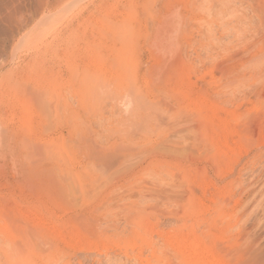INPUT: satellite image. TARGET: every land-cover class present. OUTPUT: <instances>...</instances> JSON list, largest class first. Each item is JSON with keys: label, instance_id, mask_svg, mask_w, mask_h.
Wrapping results in <instances>:
<instances>
[{"label": "rangeland", "instance_id": "1", "mask_svg": "<svg viewBox=\"0 0 264 264\" xmlns=\"http://www.w3.org/2000/svg\"><path fill=\"white\" fill-rule=\"evenodd\" d=\"M15 2L3 71L34 82V146L0 152V264L264 252V0Z\"/></svg>", "mask_w": 264, "mask_h": 264}, {"label": "bare ground", "instance_id": "2", "mask_svg": "<svg viewBox=\"0 0 264 264\" xmlns=\"http://www.w3.org/2000/svg\"><path fill=\"white\" fill-rule=\"evenodd\" d=\"M16 1V0H15ZM14 0H0V100L2 99V97L4 96L5 103L3 105V113L6 116H10L11 119L15 120L16 119V123L19 127V132H22V134H20L21 138L18 139L17 137L14 139L12 138V136L9 134L7 128H6V124L5 121L3 119L4 116L0 115V152H9V154L15 159V160H19L21 158V153L27 149L30 148V146L32 145V147L34 146L33 142H31L29 139L30 137L34 138V119L33 117V110L31 111L30 108L33 105L27 106L24 102L25 100L23 98H30V101L34 100V82H28L27 80V85L30 84V86L28 87L25 84V81H22V79L20 77L17 76V74L15 75L14 73H17L16 71H11L9 72L8 70L5 72L3 71V69L6 67V46L7 43L9 42V40L15 36V34H18L22 28L21 22L20 20L16 19L15 14L16 12L21 9H18L19 7L16 6ZM25 1V0H24ZM27 1V0H26ZM34 3V2H33ZM23 4V3H22ZM18 5V4H17ZM28 5V4H27ZM26 5L25 8H27L28 6ZM33 6L31 7L30 4V9L26 10L30 15V18H34V4H32ZM38 5V9L35 12V15L44 12L46 9H48V5L47 6H39L40 2L37 3ZM18 14H16L17 16ZM21 17L23 15V13L19 14ZM19 17V16H18ZM17 17V18H18ZM24 17V15H23ZM22 17V18H23ZM242 18V17H241ZM240 20V19H239ZM243 20V19H241ZM30 21V20H29ZM25 23V21H24ZM26 24V23H25ZM23 24V25H25ZM257 26V25H256ZM167 27V26H165ZM168 28V27H167ZM255 29V28H254ZM164 31V28H163ZM161 33V32H160ZM168 29L167 32H165V34H168ZM171 33V32H170ZM163 35V34H162ZM239 40V39H238ZM237 45V44H236ZM165 46V45H164ZM249 46V45H248ZM171 45L167 44L166 46V51H168V48L170 49ZM163 50V49H162ZM165 50H163L165 52ZM255 50V49H254ZM264 54V53H263ZM240 58V57H239ZM260 58V57H258ZM176 59V58H175ZM174 59V60H175ZM236 59V58H235ZM243 59V58H242ZM173 60V59H172ZM253 60V59H252ZM251 60V61H252ZM250 61V60H249ZM172 62V61H170ZM255 62V61H254ZM259 63V62H258ZM223 67V66H222ZM5 72V73H3ZM258 97V96H257ZM21 98L23 99V101H21ZM2 101V102H3ZM19 102V103H18ZM225 102V101H224ZM16 103H18L16 105ZM207 103V102H206ZM0 104V105H1ZM205 104V102H204ZM226 104V103H225ZM149 105V104H148ZM156 105V104H155ZM164 106V105H163ZM156 107V106H155ZM165 107V106H164ZM209 108V106H207ZM2 108V107H1ZM0 108V109H1ZM168 109V108H167ZM1 110V112H2ZM157 111V110H156ZM159 111V110H158ZM162 111V110H160ZM169 111V110H168ZM0 112V113H1ZM177 112V111H176ZM2 113V114H3ZM168 113V112H167ZM261 116V115H260ZM16 117V118H15ZM6 118V117H5ZM10 119V118H9ZM8 119V120H9ZM211 119V118H209ZM255 119V118H254ZM258 119V118H257ZM10 121V120H9ZM7 121V123L9 122ZM211 121V120H210ZM214 121V120H213ZM255 123V122H254ZM218 125H220L218 123ZM252 128V127H251ZM245 131V129L243 130ZM254 131V130H253ZM250 132V130L248 131ZM247 131L245 133H248ZM14 133V131H13ZM262 134V133H261ZM249 135V134H248ZM223 138V137H222ZM16 139V140H15ZM18 139V140H17ZM218 139V138H217ZM219 140V139H218ZM33 141V140H32ZM33 143V144H32ZM206 143V142H205ZM207 144V143H206ZM31 147V148H32ZM29 153V150H27ZM34 152V151H33ZM27 153V152H26ZM255 153V152H254ZM2 156V155H0ZM28 156V154H27ZM30 156V153H29ZM6 156H3L1 158H5ZM255 157V155H254ZM252 159V158H251ZM5 160V159H4ZM264 167V166H263ZM250 203V202H249ZM44 212V211H43ZM43 215V214H42ZM56 220V219H55ZM0 221H2L0 219ZM208 223V222H207ZM208 225V224H207ZM206 225V226H207ZM205 226V227H206ZM207 228V227H206ZM205 228V229H206ZM5 229V228H4ZM7 230V229H6ZM208 230V229H207ZM182 232H185L186 234H184L186 237L187 235L190 236V234L192 233V229L189 228H182L181 230L178 231L179 234H181ZM178 235V234H177ZM206 236V235H205ZM205 236H201L202 238H204ZM207 237V236H206ZM221 237V236H220ZM222 238V237H221ZM205 239V238H204ZM210 239H212V237H210ZM223 239V238H222ZM202 240V239H201ZM213 240V239H212ZM220 240V238H219ZM225 240V239H224ZM207 241V240H206ZM217 241V240H216ZM201 241L198 240L195 241V239H189L187 240L186 238L179 240L178 242L175 243L176 247L178 248V252H176L177 259L179 260L180 264H224L222 263L223 261L225 262L224 258H222L223 261H220L219 259V255H215V253L217 252H213V249H208L206 247L203 246V243H199ZM212 242V241H211ZM226 242V241H225ZM169 244H166L168 247L172 246V244L174 245V243L170 244L171 242H167ZM207 243V242H206ZM227 243L230 242H226L225 244L228 246ZM254 243V242H253ZM204 244H205V240H204ZM220 244V243H219ZM224 243H222L221 245H223ZM174 245V247L172 248H176ZM211 245V244H210ZM217 245V244H215ZM248 246V245H246ZM245 246V247H246ZM226 247V246H225ZM244 247V248H245ZM252 247H254V249L256 250V246L254 244H252ZM176 248V249H177ZM228 248V247H227ZM249 248V247H248ZM171 249V248H170ZM225 248H221V250L224 251ZM232 249V248H231ZM260 249H262L260 247ZM173 250V249H172ZM175 250V249H174ZM243 250V249H242ZM253 249H249L246 250V252H242L239 251L240 253H244L242 256V253L240 254V257H244L242 260L243 264H264V252H256ZM259 250V249H258ZM264 249H262L263 251ZM215 251V250H214ZM229 251V250H228ZM228 254H230L229 256H231L233 254V256L238 254L239 257V253H232L228 252ZM261 251V250H260ZM237 252V251H235ZM219 253V252H218ZM228 256V255H227ZM228 256V257H229ZM232 257V256H231ZM237 257V259H238ZM235 258V257H232ZM236 259V258H235ZM234 259V260H235ZM218 260V261H217ZM227 260V259H226ZM240 260V258H239ZM239 260H237L239 262ZM236 261V260H235ZM233 262V261H232ZM226 264V263H225Z\"/></svg>", "mask_w": 264, "mask_h": 264}]
</instances>
